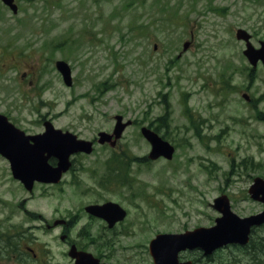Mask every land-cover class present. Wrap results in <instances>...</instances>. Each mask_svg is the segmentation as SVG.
<instances>
[{"label":"rangeland","instance_id":"obj_1","mask_svg":"<svg viewBox=\"0 0 264 264\" xmlns=\"http://www.w3.org/2000/svg\"><path fill=\"white\" fill-rule=\"evenodd\" d=\"M21 4L20 22L0 9V112L27 134L43 132L49 119L95 140L91 153L73 156L74 168L60 183H36L32 192L0 154V197L8 207L20 204L13 239L24 235L27 245L41 247L34 264H73L61 239L65 227H48L56 218L73 220L70 240L105 262L153 264L149 241L160 232L213 225L220 213L212 203L220 194L240 216L264 209L248 192L256 176L264 177V65L250 64L245 41L236 36L245 28L255 46L264 41V0ZM58 59L70 64L71 86L56 69ZM117 114L132 124L116 146L98 143L100 131H113ZM142 126L160 127L176 146L171 159L148 158ZM114 153L130 162L121 182L110 169ZM108 200L128 211L112 228L85 211ZM253 236L264 244V225ZM240 247L204 261L197 250L182 258L257 264L252 248ZM258 255L264 264V249ZM11 258L0 262L17 264Z\"/></svg>","mask_w":264,"mask_h":264},{"label":"water","instance_id":"obj_2","mask_svg":"<svg viewBox=\"0 0 264 264\" xmlns=\"http://www.w3.org/2000/svg\"><path fill=\"white\" fill-rule=\"evenodd\" d=\"M10 4L13 0H4ZM236 36L245 40L247 48L244 54L253 66L259 60L264 64V42L256 48L250 41L251 34L244 28H238ZM188 43L185 44L186 49ZM57 68L63 74L66 84H72L71 68L64 60L57 61ZM249 98L247 95H245ZM117 123L113 133L99 132V142H109L115 146L131 120L123 122L122 115H116ZM46 130L43 133L27 135L16 127L8 117L0 113V153L11 161L14 176L21 179L28 188H32L35 180L57 183L63 173L70 168V156L73 153L93 151V141L78 138L71 131L56 128L50 120L45 121ZM142 134L151 144L149 157L157 159L164 156L173 157L175 147L164 139L157 131L143 126ZM55 156L58 165L49 163V158ZM251 197L264 202V178L257 176L249 188ZM214 207L222 216L216 218L213 226H199L180 233H159L150 241V253L155 264H191V261H180L179 253L186 249L201 248L205 254H211L215 249L227 244L249 242L253 226L264 223V210L250 216L241 217L231 209L230 200L223 194L214 200ZM86 210L96 216L103 217L112 227L125 218L127 211L117 202L107 201L103 204H90ZM69 254L75 258V264H107L100 262L91 252L78 250L73 245Z\"/></svg>","mask_w":264,"mask_h":264},{"label":"flooded vegetation","instance_id":"obj_3","mask_svg":"<svg viewBox=\"0 0 264 264\" xmlns=\"http://www.w3.org/2000/svg\"><path fill=\"white\" fill-rule=\"evenodd\" d=\"M14 2L17 5L18 11H21V10H24V8H22L21 3L29 2V0H14ZM0 9H4L8 12L13 10L10 6H8L6 3H4L3 0H0ZM1 182H0V185H2ZM33 190H34V188H33ZM6 198H8V197H6ZM10 203H12V204H10V206L8 207V204L4 200V198L0 197V258H2V257L5 258L6 255H11V257L13 256V259L11 258L12 259L11 261L16 262L17 264H34V261L39 259V254L37 253L36 248L41 251V247L38 248L39 246L37 245L35 248L34 246L27 245L23 241L24 235H22L19 238V240H17V241L15 239H13V235L15 234V231H14L15 226L14 225H20V222L14 221L13 218L15 216V213L20 212V209H19L20 204H19V207L18 206L14 207L13 202H10ZM4 208L6 210H4ZM91 217H93V216H91ZM58 225H63V227H65V233L61 235V239L68 241L69 247H71L73 244H76L70 240L69 233H68L70 226L73 225V220L56 218L55 220H53L52 224H48V227L58 226ZM63 236H64V238H63ZM77 247L80 250H84L82 248H79V246H77ZM225 248H227V247H225ZM225 248H223V249H225ZM240 248H244V247L241 246ZM223 249H221V250H223ZM43 251H44V249L42 250V252ZM67 255L70 256L68 253H67ZM208 257L214 259V254H212ZM70 259H71V262L73 264H75V259L72 258L71 256H70ZM200 260L204 261L205 260L204 256H202ZM195 262H197V260H195ZM0 264H1V262H0ZM197 264H199V261L197 262ZM201 264H203V263H201ZM248 264H254V263L253 262L251 263V261H249Z\"/></svg>","mask_w":264,"mask_h":264},{"label":"trees","instance_id":"obj_4","mask_svg":"<svg viewBox=\"0 0 264 264\" xmlns=\"http://www.w3.org/2000/svg\"><path fill=\"white\" fill-rule=\"evenodd\" d=\"M162 119L166 121L168 119V116L164 115ZM156 128L159 129L160 127L157 126ZM144 159L146 158L144 157ZM109 162L110 164H112L110 169L115 174V177H117V180L120 182L126 180V174L129 171L130 162L126 160L125 156L122 157L119 154L114 153L113 156L110 158ZM248 247L252 248L250 250L251 253L257 257V260L255 263L263 264L262 258L258 254L263 251L264 244L257 242V241L255 242L254 236H253Z\"/></svg>","mask_w":264,"mask_h":264},{"label":"bare ground","instance_id":"obj_5","mask_svg":"<svg viewBox=\"0 0 264 264\" xmlns=\"http://www.w3.org/2000/svg\"><path fill=\"white\" fill-rule=\"evenodd\" d=\"M108 228V227H107Z\"/></svg>","mask_w":264,"mask_h":264}]
</instances>
